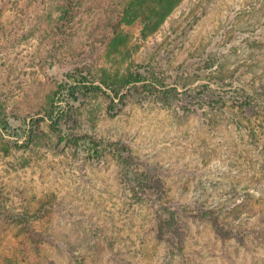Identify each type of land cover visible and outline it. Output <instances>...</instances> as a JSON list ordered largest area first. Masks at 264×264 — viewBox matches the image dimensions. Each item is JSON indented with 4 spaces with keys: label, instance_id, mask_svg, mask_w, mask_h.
Returning a JSON list of instances; mask_svg holds the SVG:
<instances>
[{
    "label": "rangeland",
    "instance_id": "374dc122",
    "mask_svg": "<svg viewBox=\"0 0 264 264\" xmlns=\"http://www.w3.org/2000/svg\"><path fill=\"white\" fill-rule=\"evenodd\" d=\"M128 2L0 0V264H264V99L249 98L264 97V0H183L148 35L121 21ZM145 66L178 95L83 83ZM73 136L119 142L163 180L190 212L178 253L114 151H77Z\"/></svg>",
    "mask_w": 264,
    "mask_h": 264
},
{
    "label": "trees",
    "instance_id": "16d2710c",
    "mask_svg": "<svg viewBox=\"0 0 264 264\" xmlns=\"http://www.w3.org/2000/svg\"><path fill=\"white\" fill-rule=\"evenodd\" d=\"M183 0H129L125 9L124 15L121 18V21L126 24H133L136 21L142 22V32L143 34H149L155 32L159 26L165 21V19L172 13V11L182 2ZM66 15H69L70 8L67 7ZM63 13V14H64ZM148 66L142 67L140 71H131L127 74H124L117 78L116 80L111 81L108 77L103 78L100 84L97 86L95 81L87 80L83 83H88L85 85H89L91 89H102L103 87L109 91H111L114 97H118L123 99L125 97L124 90L130 85H136L140 82H147L150 87L156 91L158 98L163 103H168L172 100L176 95H178L177 87H170L160 76L154 75V77L148 80L145 75ZM160 75V74H158ZM72 79V75H68V80ZM73 83V82H71ZM61 84V88L63 94H68L69 96H73L78 89V84ZM92 91V90H91ZM61 92L57 94L60 95ZM61 97V96H60ZM249 98L251 100H256L257 98L264 99L261 96L250 95ZM62 100H58L54 103V112L50 116L51 118V127L53 129H58V127L64 122V114L60 112L62 106H60ZM5 128L9 133H12L15 137L20 138L23 136V133L15 130L14 128H10V125L6 124ZM68 140V143L72 146H76L77 151H83L88 149V152L92 151V146H95V151L98 154L99 158L104 156L106 151H114V155L118 159V163L123 170L125 176L136 188L139 189L141 193H147L152 196V211L154 213V218L156 219V232L155 238L161 239L165 238L168 244V250L171 256L178 253L181 248V242L183 234L185 233V228L182 224L181 217L184 214L190 213L188 209L183 205V203H179L176 199H171L169 197L168 189L165 186V183L162 179L154 177L150 175V173L141 170L138 160L132 155L129 154L127 149L120 145L119 142L113 143L112 147L108 150L105 146L101 151L99 150V145L94 143L93 140L87 141V137H64V140ZM87 143V144H86ZM86 145V146H85ZM85 147V148H82ZM101 151V152H100ZM41 208L37 210V212L33 214L26 215L25 219L27 220V216L33 219H43L44 212H41ZM215 212H210L207 210H202L200 217L206 218L211 217L215 220L214 229L217 233L221 235L230 236L231 232L227 231L225 228L221 227L217 224V220L213 218Z\"/></svg>",
    "mask_w": 264,
    "mask_h": 264
}]
</instances>
